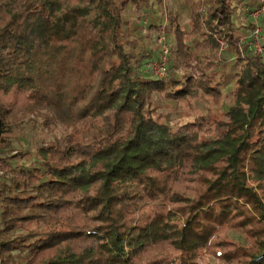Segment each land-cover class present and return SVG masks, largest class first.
Masks as SVG:
<instances>
[{
  "label": "trees",
  "instance_id": "trees-1",
  "mask_svg": "<svg viewBox=\"0 0 264 264\" xmlns=\"http://www.w3.org/2000/svg\"><path fill=\"white\" fill-rule=\"evenodd\" d=\"M150 4L0 0V151L30 116L50 136L29 166L0 159V264H264V62L234 19L264 0L168 11L160 80L125 17Z\"/></svg>",
  "mask_w": 264,
  "mask_h": 264
},
{
  "label": "rangeland",
  "instance_id": "rangeland-1",
  "mask_svg": "<svg viewBox=\"0 0 264 264\" xmlns=\"http://www.w3.org/2000/svg\"><path fill=\"white\" fill-rule=\"evenodd\" d=\"M151 6L149 9L142 8L138 13L135 12L133 8L128 9L125 12V17L129 19L130 24L133 27H136L137 30H134L131 34V38L134 39L137 43L138 48L144 50H152L154 59L158 55L157 51V38L160 34L159 26L165 22L166 13L168 11H176L181 17V22L186 21V10L183 8V0H150ZM154 2V3H152ZM238 10L235 13V22L236 26L239 27V37L243 36V32L248 31L249 26L252 28L259 26L264 37V11L255 12L249 14L245 10ZM146 11V13H144ZM152 20V21H150ZM149 22L155 23L156 27L152 31L146 30ZM166 25V23H165ZM255 25V26H254ZM141 27V28H140ZM161 30V29H160ZM166 32V31H165ZM168 43L172 44V34L165 33ZM244 37V36H243ZM244 42L243 38L240 40ZM224 54H221V57ZM174 62L173 56L170 57L169 72L172 74L175 72L174 67H172ZM155 107L165 116L166 119H171L173 121L178 120V113L181 114V119L179 121H186L193 118L196 114L204 113L201 108V105H196L195 109H187L185 105L180 106L178 109H171L170 105L165 101H157ZM11 144L8 148L0 151V159H5V161L12 165L16 166H29L35 162L31 154L27 157L20 155L19 153L29 152L32 153L35 148L39 146H44L50 140L49 134L42 128L41 121L35 116H30L21 123L18 128L14 129L10 135ZM33 162V163H32ZM8 179L4 167L0 165V183ZM200 264H218L217 261L209 259V257H203L199 260Z\"/></svg>",
  "mask_w": 264,
  "mask_h": 264
},
{
  "label": "built area",
  "instance_id": "built-area-1",
  "mask_svg": "<svg viewBox=\"0 0 264 264\" xmlns=\"http://www.w3.org/2000/svg\"><path fill=\"white\" fill-rule=\"evenodd\" d=\"M263 11L264 8L258 12L262 13ZM158 32L160 34H158L157 38V59L145 64L143 69L153 78L160 80L169 76L171 49L170 44L166 39V32L162 28ZM250 39L249 48L251 49L252 53L264 62V38L261 35V28L259 26L255 27V30L250 35Z\"/></svg>",
  "mask_w": 264,
  "mask_h": 264
},
{
  "label": "crops",
  "instance_id": "crops-1",
  "mask_svg": "<svg viewBox=\"0 0 264 264\" xmlns=\"http://www.w3.org/2000/svg\"><path fill=\"white\" fill-rule=\"evenodd\" d=\"M249 34H250V33H248V32H243V36H244V37L242 36L241 39L243 38V40L247 42V41L249 40V39H248Z\"/></svg>",
  "mask_w": 264,
  "mask_h": 264
}]
</instances>
